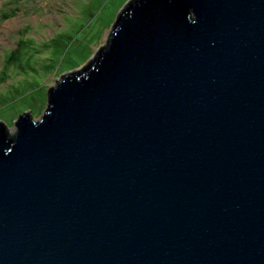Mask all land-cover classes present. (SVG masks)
Returning <instances> with one entry per match:
<instances>
[{
    "label": "water",
    "instance_id": "obj_1",
    "mask_svg": "<svg viewBox=\"0 0 264 264\" xmlns=\"http://www.w3.org/2000/svg\"><path fill=\"white\" fill-rule=\"evenodd\" d=\"M0 121V264H264V0H130Z\"/></svg>",
    "mask_w": 264,
    "mask_h": 264
},
{
    "label": "rangeland",
    "instance_id": "obj_2",
    "mask_svg": "<svg viewBox=\"0 0 264 264\" xmlns=\"http://www.w3.org/2000/svg\"><path fill=\"white\" fill-rule=\"evenodd\" d=\"M130 0H0V121L36 120L48 89L106 44Z\"/></svg>",
    "mask_w": 264,
    "mask_h": 264
}]
</instances>
